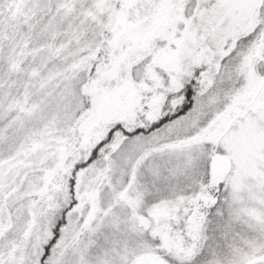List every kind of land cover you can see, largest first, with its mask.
Segmentation results:
<instances>
[{"label": "snow or ice", "instance_id": "6c2138e0", "mask_svg": "<svg viewBox=\"0 0 264 264\" xmlns=\"http://www.w3.org/2000/svg\"><path fill=\"white\" fill-rule=\"evenodd\" d=\"M0 264H264V0H0Z\"/></svg>", "mask_w": 264, "mask_h": 264}]
</instances>
